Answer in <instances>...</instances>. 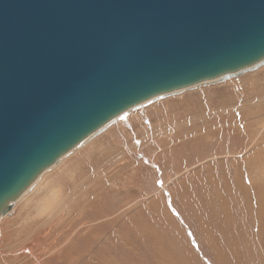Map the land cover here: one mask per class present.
Returning a JSON list of instances; mask_svg holds the SVG:
<instances>
[{"label": "rangeland", "instance_id": "rangeland-1", "mask_svg": "<svg viewBox=\"0 0 264 264\" xmlns=\"http://www.w3.org/2000/svg\"><path fill=\"white\" fill-rule=\"evenodd\" d=\"M262 137L264 63L136 107L14 203L0 264H264Z\"/></svg>", "mask_w": 264, "mask_h": 264}, {"label": "water", "instance_id": "water-1", "mask_svg": "<svg viewBox=\"0 0 264 264\" xmlns=\"http://www.w3.org/2000/svg\"><path fill=\"white\" fill-rule=\"evenodd\" d=\"M264 63V0H0V219L122 114Z\"/></svg>", "mask_w": 264, "mask_h": 264}, {"label": "bare ground", "instance_id": "bare-ground-1", "mask_svg": "<svg viewBox=\"0 0 264 264\" xmlns=\"http://www.w3.org/2000/svg\"><path fill=\"white\" fill-rule=\"evenodd\" d=\"M206 83H208V82H206ZM205 84V83H204ZM144 104H147V102L146 103H143V104H141V105H144ZM140 105V106H141ZM127 112H129V111H127ZM126 112V113H127ZM126 113H124V114H126ZM124 114H122L121 116H123ZM249 132V131H248ZM92 137V135L91 136H89L88 138H86L85 140H83L78 146H76L74 149H72V150H70L68 153H66L62 158H60L59 159V161L57 162V163H55L54 165H52L50 168H48L47 170H49V169H52V168H55V167H57L58 166V164L69 154V153H71V152H73L74 150H76V149H78L80 146H83V145H85L87 142H88V140L90 139ZM262 144H264V138L262 137V142H261ZM261 144V145H262ZM259 146V145H258ZM231 152H233V153H235V152H237V150H232ZM264 153V148H259L258 149V151L256 152V156H260V155H262ZM256 156H255V158H256ZM253 162H252V167L248 164V171H252V172H254V174H264V165H263V167L262 168H258L257 167V165H256V162H257V159H254V160H252ZM63 163V162H62ZM47 170H45L37 179H36V181L27 189V190H25L21 195H20V197H18L15 201H12V202H10V204H9V209H8V212L6 213V215L10 212V210H11V208H12V206H14V203L16 202H21L22 200H24V198H25V196L27 195V193H28V191H30L34 186H36V184H38V182H39V180L40 179H42V176H43V174L47 171ZM255 180H259V183H261V182H263V184H260L261 186H264V175H263V177H260V176H257V177H254V179L252 178V182H254ZM250 183H251V180H250ZM255 183V182H254ZM258 189H260V188H258ZM260 192V191H259ZM181 197H183L182 198V200L184 201V199L186 198V192H184L183 194H182V196ZM259 197V196H258ZM196 213V212H195ZM10 214V213H9ZM234 215V214H232V213H229V215ZM5 215V216H6ZM5 216L3 217V218H5ZM226 217H228V215L226 216ZM3 218H1V219H3ZM0 219V220H1ZM235 223H236V221H235ZM39 229H40V227H39ZM26 237V236H25ZM241 247V246H240ZM235 252V251H234ZM260 255V254H259ZM248 256V255H247ZM261 258V257H260ZM245 259V258H244ZM248 260V259H247ZM249 260H250V258H249ZM261 261H262V258H261ZM241 262V261H240ZM247 262V261H246ZM248 263V262H247ZM251 263V262H250ZM242 264H243V262H242ZM249 264V263H248Z\"/></svg>", "mask_w": 264, "mask_h": 264}]
</instances>
